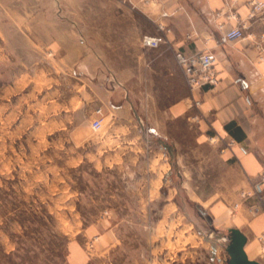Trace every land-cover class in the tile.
Wrapping results in <instances>:
<instances>
[{
    "label": "crops",
    "instance_id": "obj_1",
    "mask_svg": "<svg viewBox=\"0 0 264 264\" xmlns=\"http://www.w3.org/2000/svg\"><path fill=\"white\" fill-rule=\"evenodd\" d=\"M241 1L237 12L246 36L221 43L217 22L224 21L225 29L238 22L214 16L221 0H0V76L9 72L11 77L2 83L24 84L34 59L46 61L56 80H83L91 89L93 111L101 108L103 113L94 165L102 182L97 189L100 210L109 215L68 237L67 264L143 261L131 254L137 245L127 243L122 231L138 224L129 214L147 213L162 196L167 163L144 134H164L168 120L184 119L194 127L196 140L211 142L221 165L235 169L239 190H250L264 173V59H257L264 46L259 41L264 19H247V0ZM144 34L162 35L165 41L143 46ZM202 50L215 56L218 83L191 92L174 54ZM23 53L36 58L27 62ZM45 53L52 57L42 59ZM120 53L139 55L132 59L134 65H126L119 63ZM136 63L142 73L133 71ZM122 68L129 70L127 80L116 71ZM160 78L176 83L166 105L159 104ZM212 204V222L240 229L248 257L264 264V245L257 240L264 233V212L251 215L241 204L232 216L224 203Z\"/></svg>",
    "mask_w": 264,
    "mask_h": 264
},
{
    "label": "rangeland",
    "instance_id": "obj_2",
    "mask_svg": "<svg viewBox=\"0 0 264 264\" xmlns=\"http://www.w3.org/2000/svg\"><path fill=\"white\" fill-rule=\"evenodd\" d=\"M73 7L79 9V2ZM136 55L116 54L126 65H134ZM21 56L27 62L36 58ZM32 64L24 84H3L10 73L0 76V264H67L68 237L109 215L97 197L98 132L91 127L97 108L93 111L91 89L83 80H56L46 61ZM142 68L136 63L133 71ZM116 71L127 80V68ZM158 81L159 104L171 103L176 83ZM65 104L69 109L61 110ZM104 124L102 117L101 130ZM144 136L163 152L167 171L154 207L129 214L138 224L122 231L127 243L137 245L131 254L143 258L136 264H228L232 226L215 225L210 207L222 202L232 216L241 209H232L242 191L235 169L221 165L212 143L196 140L194 127L182 118L168 120L164 134Z\"/></svg>",
    "mask_w": 264,
    "mask_h": 264
},
{
    "label": "built area",
    "instance_id": "obj_3",
    "mask_svg": "<svg viewBox=\"0 0 264 264\" xmlns=\"http://www.w3.org/2000/svg\"><path fill=\"white\" fill-rule=\"evenodd\" d=\"M221 8L214 12L215 17H222L225 20H237L238 22L231 28L225 29L224 21L217 22V29L220 31V42L228 43L232 40L244 38L246 28L244 20L239 19L238 8L241 0H221ZM246 5L248 12L246 18L249 20L264 19V2L261 0H247ZM167 15L166 12L163 13ZM158 28L164 29V26L159 23ZM264 40V34H261L259 41ZM162 35L144 34L141 37V44L147 47H157L160 43L164 42ZM176 63L181 68L185 82L189 89L192 91L202 87H214L218 83V75L214 68L215 56L210 50H202L190 55H185L181 52L174 54ZM258 60L264 59V46L259 47L257 54ZM199 101L196 100L195 104ZM98 117L91 122L93 130H99L102 127L103 113L101 108L95 110ZM230 143L226 145L229 146ZM264 173L260 174L259 180L254 182L250 190H243L240 192V201L235 202L232 209H237L244 204L247 212L251 215L264 212ZM260 246L264 245V233L257 236Z\"/></svg>",
    "mask_w": 264,
    "mask_h": 264
},
{
    "label": "water",
    "instance_id": "obj_4",
    "mask_svg": "<svg viewBox=\"0 0 264 264\" xmlns=\"http://www.w3.org/2000/svg\"><path fill=\"white\" fill-rule=\"evenodd\" d=\"M230 242L225 250L229 256L228 264H260L257 260L250 259L245 252L246 237L236 227L228 229Z\"/></svg>",
    "mask_w": 264,
    "mask_h": 264
},
{
    "label": "bare ground",
    "instance_id": "obj_5",
    "mask_svg": "<svg viewBox=\"0 0 264 264\" xmlns=\"http://www.w3.org/2000/svg\"><path fill=\"white\" fill-rule=\"evenodd\" d=\"M167 207V206H166ZM172 208V207H171ZM168 213V212H167ZM169 213H170V211H169ZM164 217V216H163Z\"/></svg>",
    "mask_w": 264,
    "mask_h": 264
}]
</instances>
